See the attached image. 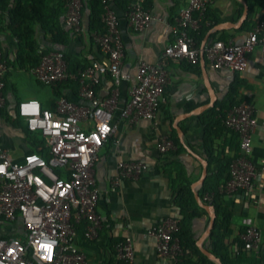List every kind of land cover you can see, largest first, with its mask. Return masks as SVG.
<instances>
[{
  "label": "crops",
  "instance_id": "1",
  "mask_svg": "<svg viewBox=\"0 0 264 264\" xmlns=\"http://www.w3.org/2000/svg\"><path fill=\"white\" fill-rule=\"evenodd\" d=\"M187 2L188 0H143V7L153 19L141 31H134L128 24L126 9L113 4L122 36L124 56L120 71L124 77L117 86L116 107L112 114V123L116 125V129L103 142L93 167L98 188L96 212L101 219V228L93 239L83 237L84 224H80L77 230L76 243L84 253L87 264H118L113 245L125 237L132 241L134 264H179L174 258L162 257L157 253L155 241L147 234V230L167 216L178 218L179 212L174 204L169 176L175 177L179 167H182L190 180L191 187L201 176L203 161L200 158L207 162L206 171L208 166H224L214 163L209 165L206 145L210 147L211 155L219 161H232L241 153L239 138L234 131L225 127L221 129L218 123L214 127L218 131L216 135L208 134L206 129L208 112L218 104H226V98L234 86H237L234 100L248 102L254 107L256 126L251 136L248 158L256 166L264 165V53L259 47L253 48L247 53V65L241 72L226 68L212 69L205 58L204 63L201 62L200 56L195 64L164 56V48L173 40L172 27L178 10ZM12 4L13 0H10L8 7ZM244 4L248 6L246 15ZM249 8L252 9L250 23L243 27ZM89 12L90 9L85 6L80 16V30L77 33L69 31L68 42L62 47L67 54L85 63L103 60L91 38ZM0 14V52L9 67L2 90L4 103L0 106V146L14 160H20L30 151L42 152L43 149L25 135L24 120L16 114L18 101L34 98L43 107L50 109L60 96L76 103L82 101L78 96V84L75 80L45 85L29 70L12 65L20 51L19 42L7 26V12L0 11ZM262 18L264 0H212L205 11L204 21V26L210 24V27L197 47L200 50L205 36V43L214 39L241 42L254 23ZM60 23L68 30L63 17ZM49 36L39 25H34L33 38L40 49L49 46ZM139 61H160L169 76V83L163 90L155 116L129 124L121 118L120 111L128 101V88L135 80ZM114 88L111 77L105 75L95 87V92L99 97H107ZM160 135H175L181 147L164 155L160 154L156 147ZM119 160L142 161L147 165V170L136 179L120 180L112 189L111 182ZM223 199L232 214L229 234L225 239L229 250L236 251L233 239L242 226V218L250 216L260 230L261 245L248 258L250 264H264L262 182H255L248 190L239 189L224 194ZM208 221V212L193 221L192 229L196 240L205 231ZM206 238L202 240V245Z\"/></svg>",
  "mask_w": 264,
  "mask_h": 264
},
{
  "label": "built area",
  "instance_id": "2",
  "mask_svg": "<svg viewBox=\"0 0 264 264\" xmlns=\"http://www.w3.org/2000/svg\"><path fill=\"white\" fill-rule=\"evenodd\" d=\"M110 1L102 0L101 21L105 32L91 33L102 61L92 60L83 70L71 73L63 54L51 50L42 53L39 63L29 69L45 85L75 80L82 102L60 96L52 109L43 107L34 98L17 102L16 114L29 131L42 136L46 155L30 151L20 160H14L0 146V264H87L76 243L77 226L84 224L85 239L97 237L101 228L93 167L103 142L116 129L112 114L117 86L124 77L120 71L124 56L122 36ZM211 1L188 0L178 10L172 27L173 40L164 48V56L189 64L198 62L200 50L190 31L198 28V21ZM142 3L143 0H131L125 10L126 20L134 31L143 30L153 19ZM63 22L72 33L80 30L79 0H67ZM255 47L264 53V18L254 23L241 42L214 39L205 43L203 55L212 69L241 72L247 65V53ZM8 68L0 52V106L4 103L2 90ZM105 75L111 77L115 88L109 96L99 97L95 87ZM168 83L169 76L160 61H139L135 80L128 88V101L120 111L121 118L129 124L152 119ZM222 122L238 135L241 153L230 162L229 176L219 190L224 194L248 190L255 182H262L264 187V165L256 166L248 158L256 126L253 105L245 101L233 105L226 110ZM156 147L162 155L175 148L166 135L158 137ZM146 170L147 165L142 161L119 160L112 189L120 180L136 179ZM203 199L210 201L211 196L205 194ZM242 226L240 238L245 248L258 251L259 228L250 216L242 218ZM177 229L178 218L167 216L152 224L147 234L154 239L160 256L179 261L182 251L173 236ZM113 249L116 260L134 264L129 237L115 242Z\"/></svg>",
  "mask_w": 264,
  "mask_h": 264
},
{
  "label": "trees",
  "instance_id": "3",
  "mask_svg": "<svg viewBox=\"0 0 264 264\" xmlns=\"http://www.w3.org/2000/svg\"><path fill=\"white\" fill-rule=\"evenodd\" d=\"M80 1V16L83 13V8L86 6L90 9L89 12V31L104 33V24L101 21L103 12L102 0H79ZM131 0H111L113 4L119 5L124 9L127 8ZM10 0H0V11L7 12L8 28L15 34L19 42V54L17 60L12 62L13 66L23 67L27 70L39 63L40 55L51 50L60 51L63 54L67 68L71 73H77L83 70L89 62H84L77 59L63 50V46L68 42V34L70 30H66L61 26L60 19L66 12L67 0H13L11 7ZM252 9L249 8L248 16L244 21L243 27L250 23V15ZM0 16H2L0 14ZM197 14L194 13V17ZM205 12L198 21V28L191 30L190 34L195 41V45L200 42L205 31L210 27V24L204 26ZM34 25H39L42 30L49 33V46L40 49L35 39L33 38ZM237 86L232 87L230 94L226 98V104H218L208 112L207 115V132L208 134H217L214 130L215 124L221 125L227 109L239 101L234 100ZM226 128V127H225ZM25 135L34 143L44 148L42 136L38 132L29 131L26 126L24 128ZM170 139L174 143L175 148H180V144L175 135ZM207 144V141H206ZM46 155L45 150L42 151ZM170 152V151H169ZM168 152V153H169ZM206 154L209 165L222 164L224 166H208L207 175L199 189V196L203 199L205 194L211 196L209 203L214 209L213 227L204 241V247L210 251L215 257L219 258L222 264H250L248 256L252 251L245 248L244 241L240 238L243 226L240 227L237 235L233 239V244L236 245V251L231 252L229 245L225 241L229 234V225L231 222V211L224 202V194L219 188L225 183L229 176V166L231 161L218 160L211 155L210 147L206 145ZM175 177L169 176V185L174 195V204L178 208V229L174 233V237L178 240L182 254L180 255L179 264H217L213 260L205 256L196 245V237L192 229L193 221L203 215H206L205 210L200 207L190 187V180L185 176L182 167H179ZM225 173V174H224ZM80 225L77 226V230ZM118 264L123 262L118 261Z\"/></svg>",
  "mask_w": 264,
  "mask_h": 264
},
{
  "label": "water",
  "instance_id": "4",
  "mask_svg": "<svg viewBox=\"0 0 264 264\" xmlns=\"http://www.w3.org/2000/svg\"><path fill=\"white\" fill-rule=\"evenodd\" d=\"M247 8L248 6L246 4H244V13L245 15L247 14ZM206 37L203 39V41L201 42V45H200V59H201V62L204 63V56H203V46L205 44V41H206ZM200 158V157H199ZM202 161H203V166H202V172H201V176L199 177L198 180H196L195 182H193L191 184V188H192V191H193V194H194V198L197 202V204L202 207L203 209H205L206 212L209 213V221H208V225L205 229V231L201 234V236L196 240V245L197 247L199 248V250L205 255L207 256L209 259L213 260L214 262H216L217 264H222L221 261L219 260V258L215 257L210 251H208L203 245H202V240L207 237L213 227V223H214V218H215V214H214V211H213V207L208 204V203H205L204 201H202V199L200 198L199 196V193H198V188L202 185L203 183V180H204V177L206 175V165H207V162L206 160L200 158Z\"/></svg>",
  "mask_w": 264,
  "mask_h": 264
}]
</instances>
